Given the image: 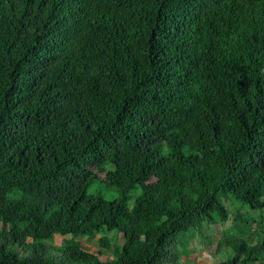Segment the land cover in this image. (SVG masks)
<instances>
[{
	"label": "trees",
	"instance_id": "obj_1",
	"mask_svg": "<svg viewBox=\"0 0 264 264\" xmlns=\"http://www.w3.org/2000/svg\"><path fill=\"white\" fill-rule=\"evenodd\" d=\"M227 222L213 264H264V0H0V264H185Z\"/></svg>",
	"mask_w": 264,
	"mask_h": 264
},
{
	"label": "rangeland",
	"instance_id": "obj_2",
	"mask_svg": "<svg viewBox=\"0 0 264 264\" xmlns=\"http://www.w3.org/2000/svg\"><path fill=\"white\" fill-rule=\"evenodd\" d=\"M103 187L102 183H98L97 187ZM140 189H137L133 193H131L133 196L134 194L139 191ZM133 199V198H132ZM131 199V201H133ZM241 202L236 203V205H229L230 209L237 211V208L241 206ZM249 209L247 206L246 208H243V211H246ZM231 226L232 223L227 222L226 226L224 224H211L212 230L207 226L205 227L204 232L208 235V239L204 238H197L196 240H192L190 242V248L194 250V253L189 255L188 257L184 258L185 264H213L217 258L214 254V251L216 250V246L218 243V240L221 238V230H224L226 227ZM64 241V238L60 235H57L55 237V244H62ZM85 247L88 248L91 251L96 252L98 250V246L96 244L95 240L86 241L85 240ZM219 258H224V253L219 254Z\"/></svg>",
	"mask_w": 264,
	"mask_h": 264
}]
</instances>
